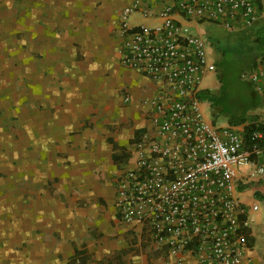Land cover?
I'll return each mask as SVG.
<instances>
[{"label":"crops","instance_id":"1","mask_svg":"<svg viewBox=\"0 0 264 264\" xmlns=\"http://www.w3.org/2000/svg\"><path fill=\"white\" fill-rule=\"evenodd\" d=\"M129 1L0 0V264H168L115 207L147 122L141 102L156 91L119 62V14ZM140 23L152 21L132 24ZM203 81L202 91L221 86ZM253 87L257 103L235 125L242 132L264 125V78ZM240 189L254 219L241 264H264V177Z\"/></svg>","mask_w":264,"mask_h":264},{"label":"built area","instance_id":"2","mask_svg":"<svg viewBox=\"0 0 264 264\" xmlns=\"http://www.w3.org/2000/svg\"><path fill=\"white\" fill-rule=\"evenodd\" d=\"M262 13L257 0H130L119 14V62L156 91L141 102L147 122L118 178L115 207L168 264H241L246 257L254 219L240 188L264 177V145L258 132L247 145L236 126L207 119L198 95L216 66L200 26L235 32ZM135 15L152 23L132 24ZM263 78L264 64L241 73L253 85Z\"/></svg>","mask_w":264,"mask_h":264},{"label":"rangeland","instance_id":"3","mask_svg":"<svg viewBox=\"0 0 264 264\" xmlns=\"http://www.w3.org/2000/svg\"><path fill=\"white\" fill-rule=\"evenodd\" d=\"M264 2V0H263ZM138 16H132L130 18L131 23L137 21ZM139 20V19H138ZM264 22V14L260 18L259 22L253 26L246 28L244 30H239L235 32H228L225 29L211 25L203 24L200 28L204 29L205 34L209 37L210 46L209 52L211 59L216 62L220 60H227L228 62L224 63L225 68L222 71L215 70L211 73L212 78L205 79L203 85H209L210 82L216 81L220 83L218 74L226 75L223 80L225 87L221 96V105L225 109L229 110L227 116H240L243 114V110L248 108L249 99L245 95V91L240 88L236 77L238 71L243 66V62H237L239 58L237 56L248 53L252 46V40L260 27L261 23ZM250 54V53H249ZM203 110L208 120H213L212 110L209 106V103L204 101ZM227 120L224 117L217 119L218 123H225ZM262 205V204H261Z\"/></svg>","mask_w":264,"mask_h":264},{"label":"trees","instance_id":"4","mask_svg":"<svg viewBox=\"0 0 264 264\" xmlns=\"http://www.w3.org/2000/svg\"><path fill=\"white\" fill-rule=\"evenodd\" d=\"M258 7L260 11H264V2L263 0H257ZM248 53H245L243 55H238L237 62H243V66L238 71L237 74V81L241 85L240 88L245 91V95H247V98L250 102H248V108L243 110V114L240 116H227L229 113L228 109H225L223 105H221V96L222 92L224 91L225 84L223 80L225 79L226 75H222L221 73L218 74L220 79L221 86L218 90H203L199 93L198 97L202 101H206L209 103V106L212 110V117L213 121H217L218 118L224 117L227 120V123L229 125L235 126L239 125L241 123H244L248 116L246 115V112L250 109V107L256 105L257 98L256 93L253 87V84L249 81H245L241 79V73L244 71H252L255 70L259 65L264 64V22L261 23L260 27L258 28L253 40H252V46ZM250 53V54H249ZM228 62L227 60H220L215 62L216 70L222 71L223 68H225V64ZM230 114V113H229ZM253 132H258L261 134V138L259 139V143L264 145V125L261 123H257L255 121H252L248 123V125L245 126L243 131L244 139L249 145L251 143L250 137ZM86 257H80L73 259L74 263H81L86 264Z\"/></svg>","mask_w":264,"mask_h":264}]
</instances>
